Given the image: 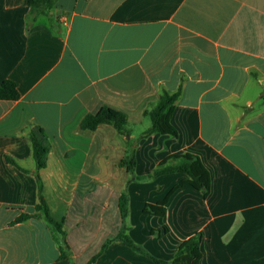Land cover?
Returning a JSON list of instances; mask_svg holds the SVG:
<instances>
[{
  "label": "crops",
  "instance_id": "obj_1",
  "mask_svg": "<svg viewBox=\"0 0 264 264\" xmlns=\"http://www.w3.org/2000/svg\"><path fill=\"white\" fill-rule=\"evenodd\" d=\"M27 11V0H0V84L19 93L0 101V264H87L97 255L92 264H156L195 234L199 264H264V0H57L29 26ZM181 80L174 136L140 138L150 127L144 112ZM104 105L127 116L136 176L190 153L208 190L173 191L181 174L131 181L114 128H80ZM31 126L50 141L39 175L67 259L46 219L16 221L38 201ZM164 200L163 217L143 213ZM122 225L143 253L114 239Z\"/></svg>",
  "mask_w": 264,
  "mask_h": 264
},
{
  "label": "trees",
  "instance_id": "obj_2",
  "mask_svg": "<svg viewBox=\"0 0 264 264\" xmlns=\"http://www.w3.org/2000/svg\"><path fill=\"white\" fill-rule=\"evenodd\" d=\"M57 0H27L28 11L25 16L26 26L34 23L39 17L50 16V11L55 6ZM183 90V80L177 90L173 93L168 92L164 88H161L160 94L156 104L148 111L144 112L150 120V127L146 129L140 136V138L148 137L152 134L174 136V130L171 127L170 119L174 112V107L181 96ZM19 97L16 84L12 81L6 80L0 84V101H15ZM264 99V96H262ZM127 116L124 112L112 108L110 106H101L96 112L85 115L81 122L80 128L82 130L93 131L101 124H107L114 128L116 134L125 140L126 154L121 162V166L124 167L126 172L130 175L131 181H140L147 179H154L165 175L181 174L186 177V180L177 185L174 190H177L183 184H188L193 189L205 193L210 185V179L208 172L201 165L197 156L190 153L172 154L167 158L159 162L154 170L146 176L135 175V145L136 142L127 139L130 136V132L127 128ZM27 138L31 145L32 158L35 163L34 178L38 190V201L34 208L35 213L32 215H21L16 221H24L32 216H37L46 219L55 230L56 234L61 239V257L67 259L70 253V247L65 238V232L63 231V222L54 220L49 213L48 205L42 194V181L39 172L45 168L48 153L50 151V141L44 131L35 126H31L27 132ZM8 162L14 165L22 172L26 170L17 166L14 161L7 159ZM165 200L155 205L147 204L143 208V213L156 217L164 216ZM118 208L122 221L124 222L128 213V197L123 193L118 200ZM126 227L122 225L119 233L114 239L120 240L124 245L133 249L136 252L143 253L132 240L126 234ZM199 240L200 235L195 234L187 240H184L178 246L174 256L168 260H156L152 258V261L156 264H199L200 252H199ZM111 240H107L103 245L101 251L110 243ZM100 251V252H101ZM98 256V255H97ZM97 256L93 257L87 264H92Z\"/></svg>",
  "mask_w": 264,
  "mask_h": 264
},
{
  "label": "rangeland",
  "instance_id": "obj_3",
  "mask_svg": "<svg viewBox=\"0 0 264 264\" xmlns=\"http://www.w3.org/2000/svg\"><path fill=\"white\" fill-rule=\"evenodd\" d=\"M146 125H150V120H149V118L146 119Z\"/></svg>",
  "mask_w": 264,
  "mask_h": 264
},
{
  "label": "water",
  "instance_id": "obj_4",
  "mask_svg": "<svg viewBox=\"0 0 264 264\" xmlns=\"http://www.w3.org/2000/svg\"><path fill=\"white\" fill-rule=\"evenodd\" d=\"M129 138V136H127V139Z\"/></svg>",
  "mask_w": 264,
  "mask_h": 264
}]
</instances>
